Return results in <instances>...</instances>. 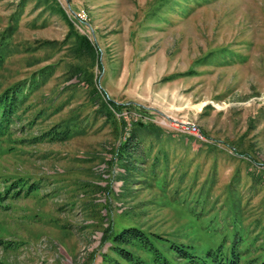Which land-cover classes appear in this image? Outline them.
<instances>
[{"label": "rangeland", "instance_id": "obj_1", "mask_svg": "<svg viewBox=\"0 0 264 264\" xmlns=\"http://www.w3.org/2000/svg\"><path fill=\"white\" fill-rule=\"evenodd\" d=\"M1 100L0 264H264V0H0Z\"/></svg>", "mask_w": 264, "mask_h": 264}, {"label": "trees", "instance_id": "obj_2", "mask_svg": "<svg viewBox=\"0 0 264 264\" xmlns=\"http://www.w3.org/2000/svg\"><path fill=\"white\" fill-rule=\"evenodd\" d=\"M6 101L1 100L0 101V110L2 109V105H4ZM129 107V106H126ZM10 110L6 111V113H1V121L6 120L5 116H9ZM1 128V127H0ZM128 242H136L140 247L145 249V251L150 255L151 259L154 260L153 264H172L169 260H167L163 255H160L158 252H156V248L154 247V244L148 239L147 236H145L143 233H141L139 230L135 228L130 229H124L118 234H115L112 236V244H113V250L116 252V254L121 257L122 259L126 260L130 264H146L145 261L138 258L136 255L128 251L127 249L120 247V245ZM174 248V249H173ZM173 248H171L174 252L179 253L181 252L184 257H180L182 259L188 260V258L192 257L190 253L180 249L176 245H173ZM235 257V256H233ZM212 262V263H211ZM211 262H203L202 264H237V259L235 257L232 259H212ZM120 264V263H116Z\"/></svg>", "mask_w": 264, "mask_h": 264}]
</instances>
